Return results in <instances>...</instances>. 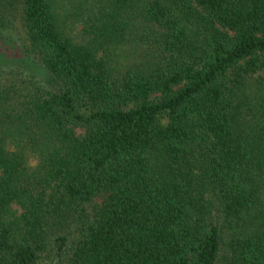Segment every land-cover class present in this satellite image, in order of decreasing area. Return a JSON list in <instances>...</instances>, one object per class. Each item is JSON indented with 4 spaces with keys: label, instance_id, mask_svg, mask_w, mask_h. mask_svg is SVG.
<instances>
[{
    "label": "trees",
    "instance_id": "obj_1",
    "mask_svg": "<svg viewBox=\"0 0 264 264\" xmlns=\"http://www.w3.org/2000/svg\"><path fill=\"white\" fill-rule=\"evenodd\" d=\"M7 30L62 87L0 63V264H264V0H0Z\"/></svg>",
    "mask_w": 264,
    "mask_h": 264
},
{
    "label": "rangeland",
    "instance_id": "obj_2",
    "mask_svg": "<svg viewBox=\"0 0 264 264\" xmlns=\"http://www.w3.org/2000/svg\"><path fill=\"white\" fill-rule=\"evenodd\" d=\"M5 34L4 37L0 38V43H2L0 44V49L3 51L2 54L7 55V58L5 62L0 61L1 65H4L7 69L14 67L23 70L25 74H33L40 84L49 89L59 90L62 87V83L55 79L48 70L25 58L24 54H22L23 42L21 33L7 30ZM20 55L21 57H19Z\"/></svg>",
    "mask_w": 264,
    "mask_h": 264
}]
</instances>
